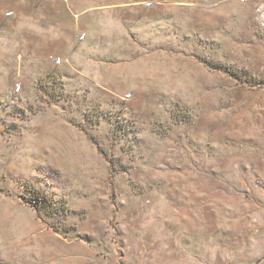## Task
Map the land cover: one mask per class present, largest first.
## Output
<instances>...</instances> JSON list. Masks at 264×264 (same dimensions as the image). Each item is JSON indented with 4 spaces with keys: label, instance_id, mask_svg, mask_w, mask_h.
<instances>
[{
    "label": "rangeland",
    "instance_id": "rangeland-1",
    "mask_svg": "<svg viewBox=\"0 0 264 264\" xmlns=\"http://www.w3.org/2000/svg\"><path fill=\"white\" fill-rule=\"evenodd\" d=\"M264 260V0H0V264Z\"/></svg>",
    "mask_w": 264,
    "mask_h": 264
},
{
    "label": "crops",
    "instance_id": "crops-1",
    "mask_svg": "<svg viewBox=\"0 0 264 264\" xmlns=\"http://www.w3.org/2000/svg\"><path fill=\"white\" fill-rule=\"evenodd\" d=\"M250 264H264V260H256L255 262H252Z\"/></svg>",
    "mask_w": 264,
    "mask_h": 264
},
{
    "label": "built area",
    "instance_id": "built-area-1",
    "mask_svg": "<svg viewBox=\"0 0 264 264\" xmlns=\"http://www.w3.org/2000/svg\"><path fill=\"white\" fill-rule=\"evenodd\" d=\"M240 2H246L247 0H239Z\"/></svg>",
    "mask_w": 264,
    "mask_h": 264
}]
</instances>
